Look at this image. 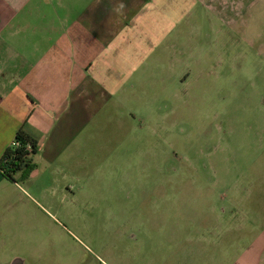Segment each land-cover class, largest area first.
Masks as SVG:
<instances>
[{"label":"rangeland","instance_id":"374dc122","mask_svg":"<svg viewBox=\"0 0 264 264\" xmlns=\"http://www.w3.org/2000/svg\"><path fill=\"white\" fill-rule=\"evenodd\" d=\"M173 1L62 160L10 187L0 264H235L264 233V0ZM86 2L25 9L61 30Z\"/></svg>","mask_w":264,"mask_h":264},{"label":"crops","instance_id":"0c3cea01","mask_svg":"<svg viewBox=\"0 0 264 264\" xmlns=\"http://www.w3.org/2000/svg\"><path fill=\"white\" fill-rule=\"evenodd\" d=\"M31 1L0 0V158L22 128L37 143L34 168L26 180L62 160L61 153L74 137L101 114L111 85L122 84L121 70L130 67L136 50L148 43L147 38L138 43L137 21L162 3L168 16L174 3L87 0L76 18L59 30L39 25L48 14L27 16ZM178 1L184 6V0ZM218 4L223 8L225 0ZM17 179L21 180L20 172L10 181L0 171V205L9 200L10 187L17 188ZM236 261L264 264V233L246 243Z\"/></svg>","mask_w":264,"mask_h":264},{"label":"trees","instance_id":"16d2710c","mask_svg":"<svg viewBox=\"0 0 264 264\" xmlns=\"http://www.w3.org/2000/svg\"><path fill=\"white\" fill-rule=\"evenodd\" d=\"M17 143L18 146H15ZM37 143L22 128H19L10 145L0 158V171L10 181L20 172L21 179L28 177L33 170L32 157L36 153Z\"/></svg>","mask_w":264,"mask_h":264},{"label":"water","instance_id":"95a60500","mask_svg":"<svg viewBox=\"0 0 264 264\" xmlns=\"http://www.w3.org/2000/svg\"><path fill=\"white\" fill-rule=\"evenodd\" d=\"M22 259L21 258H14L10 261V264H17V263H21Z\"/></svg>","mask_w":264,"mask_h":264},{"label":"flooded vegetation","instance_id":"af4514ba","mask_svg":"<svg viewBox=\"0 0 264 264\" xmlns=\"http://www.w3.org/2000/svg\"><path fill=\"white\" fill-rule=\"evenodd\" d=\"M173 166H174V164H171V165H170V168L173 167ZM167 170H168V169H167ZM170 171H171V170H170ZM15 258H19V257H15ZM13 259H14V258H13ZM11 260H12V259H11ZM11 260H10V261H11ZM8 263H9V262H8ZM17 264H20V263H17Z\"/></svg>","mask_w":264,"mask_h":264},{"label":"built area","instance_id":"2783aa9c","mask_svg":"<svg viewBox=\"0 0 264 264\" xmlns=\"http://www.w3.org/2000/svg\"><path fill=\"white\" fill-rule=\"evenodd\" d=\"M14 145H15V146H18V144H17V143H14Z\"/></svg>","mask_w":264,"mask_h":264}]
</instances>
